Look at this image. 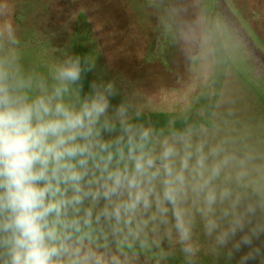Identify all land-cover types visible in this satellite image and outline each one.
Segmentation results:
<instances>
[{
  "label": "clouds",
  "instance_id": "clouds-1",
  "mask_svg": "<svg viewBox=\"0 0 264 264\" xmlns=\"http://www.w3.org/2000/svg\"><path fill=\"white\" fill-rule=\"evenodd\" d=\"M0 0V48L16 45ZM81 58L48 76L0 55V264H133L163 244L264 264V170L215 119L156 128Z\"/></svg>",
  "mask_w": 264,
  "mask_h": 264
},
{
  "label": "rangeland",
  "instance_id": "rangeland-1",
  "mask_svg": "<svg viewBox=\"0 0 264 264\" xmlns=\"http://www.w3.org/2000/svg\"><path fill=\"white\" fill-rule=\"evenodd\" d=\"M14 55L48 76L80 57L83 92L112 83L156 128L215 119L264 170V0H15ZM200 235V264H217ZM133 264H185L179 246L141 253ZM219 264H224L223 259Z\"/></svg>",
  "mask_w": 264,
  "mask_h": 264
}]
</instances>
